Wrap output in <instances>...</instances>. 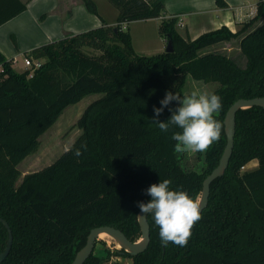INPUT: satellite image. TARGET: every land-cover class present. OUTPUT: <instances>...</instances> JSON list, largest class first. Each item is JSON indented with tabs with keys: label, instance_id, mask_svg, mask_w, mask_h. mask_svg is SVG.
I'll return each mask as SVG.
<instances>
[{
	"label": "trees",
	"instance_id": "trees-1",
	"mask_svg": "<svg viewBox=\"0 0 264 264\" xmlns=\"http://www.w3.org/2000/svg\"><path fill=\"white\" fill-rule=\"evenodd\" d=\"M109 1L118 10L115 24L102 20L100 26L33 48L28 56L42 64L31 76L30 69L15 71L0 52V217L12 233L1 264H70L95 226L111 225L137 239L138 202L150 199L146 189L170 178L171 188L195 200L222 154L226 110L239 98L264 96V0H256L255 15L236 31L222 25L194 39L180 34L177 16L163 18L159 32L173 50L152 55L135 52L127 24L161 16L165 0ZM82 2L98 13L94 0ZM11 3L0 24L26 7L20 0ZM232 39H239L244 66L225 53L205 51ZM188 75L217 82L213 92L222 99L214 113L221 134L204 150L201 171L185 169L173 150L172 133L180 129L171 126L165 133L152 122L153 107L161 106L166 91L185 95ZM94 93L101 95L77 119L81 133L70 147L16 184L18 164L37 150L40 135L66 106ZM178 104L170 101L158 118L168 120ZM76 148H81L79 156ZM252 159L257 166L242 170ZM147 221L150 240L143 252L131 257L106 246L104 254H97L96 242L83 264H108L111 253L131 258V264H264V108L236 112L228 165L211 182L207 206L184 246L162 245L151 214ZM7 237L0 221V251Z\"/></svg>",
	"mask_w": 264,
	"mask_h": 264
},
{
	"label": "crops",
	"instance_id": "crops-1",
	"mask_svg": "<svg viewBox=\"0 0 264 264\" xmlns=\"http://www.w3.org/2000/svg\"><path fill=\"white\" fill-rule=\"evenodd\" d=\"M20 1L26 3L25 9L0 24V52L12 61V67L17 72L27 69L24 58L30 56L33 48L57 40L65 34L100 26L102 20L109 25L116 22L117 10L104 6L101 11L97 0H94L97 14L89 12L82 0ZM223 2L226 3L225 7L217 5L215 0H165V7L169 9L165 17L177 16L181 25L177 28L180 34L194 39L199 34L222 25L236 31L256 13V0ZM11 4V0H0V17L10 10ZM104 13H109L110 17H106ZM186 16L188 22L183 19ZM122 27L125 28L126 24H122ZM18 63L21 64L20 69L16 68ZM245 166L251 169L256 167L257 159H252Z\"/></svg>",
	"mask_w": 264,
	"mask_h": 264
},
{
	"label": "clouds",
	"instance_id": "clouds-1",
	"mask_svg": "<svg viewBox=\"0 0 264 264\" xmlns=\"http://www.w3.org/2000/svg\"><path fill=\"white\" fill-rule=\"evenodd\" d=\"M172 100L179 101L178 106L171 110L168 120H160L159 114L164 106ZM160 107H153L152 122L161 132L167 133L171 126H176L179 131L172 133L176 141V153L200 152L217 141L221 134L222 124L214 116L222 108V99L218 93L202 91L194 88L189 94L166 91L160 100ZM86 148V145H82ZM76 156L81 154V148L74 151ZM170 178L159 179L147 189L150 199L147 202H138L139 213L152 215L159 228L161 244L167 246L169 242L184 246L191 235L193 224L201 218L199 201L194 200L185 190L173 189ZM138 215L141 217V215Z\"/></svg>",
	"mask_w": 264,
	"mask_h": 264
},
{
	"label": "rangeland",
	"instance_id": "rangeland-1",
	"mask_svg": "<svg viewBox=\"0 0 264 264\" xmlns=\"http://www.w3.org/2000/svg\"><path fill=\"white\" fill-rule=\"evenodd\" d=\"M101 5V11L103 7L115 8L109 0H97ZM106 12L107 9H105ZM168 7H164L161 16L148 19H140L129 22L127 29L132 37L133 47L137 54L152 55L165 50L166 41L165 38L159 32V24L165 15L168 14ZM118 13V10H117ZM106 17H110L109 13H104ZM184 21L188 22V17H183ZM264 20V17L260 20ZM259 23V22H258ZM257 23V24H258ZM179 21L177 22V28H179ZM180 30V29H179ZM183 32V29L181 30ZM239 39H232L227 42H221L205 49V51H216L225 53L233 57L237 63L241 66L245 64V56L241 53L238 47ZM90 52H93L89 49ZM21 64H17L16 68L20 69ZM218 87L217 82L204 83L193 79L191 76L186 77V81L183 87V93L189 94L194 88H199L202 91L213 92ZM101 94H90L83 97L80 101L69 104L64 108L62 113L53 125H51L44 133L39 137V147L37 150L27 155L19 164L18 168L21 175L18 177L16 184H18L22 176L31 171L41 169L47 164L54 161L64 150H66L74 142V140L81 133V130L76 126V121L82 114L85 107L100 97ZM180 155L181 165L185 169H191L201 171L204 167V151L200 152H186L178 153ZM252 164V163H250ZM255 165V164H254ZM251 166V165H249ZM251 167L244 166L242 170ZM112 240L109 237L103 236L98 239L95 252L97 254H104L105 247L110 244ZM116 248H119L118 246ZM118 257V256H117ZM111 259L113 260L112 256ZM117 260V258H114ZM121 264H131V260L126 256L118 258ZM110 264V262H108Z\"/></svg>",
	"mask_w": 264,
	"mask_h": 264
},
{
	"label": "water",
	"instance_id": "water-1",
	"mask_svg": "<svg viewBox=\"0 0 264 264\" xmlns=\"http://www.w3.org/2000/svg\"><path fill=\"white\" fill-rule=\"evenodd\" d=\"M173 46L170 40L166 42L165 50L166 52H171ZM252 106H260L264 108V96L252 97V98H239L235 100L226 110L223 118V129L225 134V145L222 154L219 158L217 165L211 170L209 174L205 176L202 180V185L200 192L198 193L195 200L199 201L200 211H202L208 203L210 184L211 182L224 174L225 169L228 165L229 158L232 153L234 146V134H235V117L236 112L240 109L250 108ZM140 211V210H139ZM138 211V213H139ZM137 213V221L140 228V236L135 240H130L126 235L119 229L111 225H101L95 226L89 230L86 235L85 243L80 247L72 259L70 264H83V262L92 253L94 248V243L97 239L106 236L109 237L112 242L107 245L108 248L112 250L121 249V253H127L129 256L133 257L140 252H143L149 243V223L147 221V216L144 217V213ZM0 221L4 224L7 229L8 237L6 244L2 251H0V264L4 258L8 255L11 244H12V233L9 228L8 223L0 217ZM119 248H116V247ZM131 260V258H129ZM132 263V260H131Z\"/></svg>",
	"mask_w": 264,
	"mask_h": 264
},
{
	"label": "built area",
	"instance_id": "built-area-1",
	"mask_svg": "<svg viewBox=\"0 0 264 264\" xmlns=\"http://www.w3.org/2000/svg\"><path fill=\"white\" fill-rule=\"evenodd\" d=\"M41 64H42L41 59H31L30 57L24 58V65L27 67V69H30L28 76H31L33 70L38 68Z\"/></svg>",
	"mask_w": 264,
	"mask_h": 264
},
{
	"label": "flooded vegetation",
	"instance_id": "flooded-vegetation-1",
	"mask_svg": "<svg viewBox=\"0 0 264 264\" xmlns=\"http://www.w3.org/2000/svg\"><path fill=\"white\" fill-rule=\"evenodd\" d=\"M98 241V239L95 241V243ZM95 243H94V246H95ZM111 251H112V249H110ZM118 251L120 252L121 251V249H118ZM111 256H112V258H113V260L111 259ZM118 256V257H117ZM122 255L121 254H117V255H115V254H113V253H111V255H110V259H111V262H116V263H120L119 261H118V258L119 257H121ZM124 256V255H123ZM114 258H117V260H114ZM111 262H110V264H111ZM121 264V263H120Z\"/></svg>",
	"mask_w": 264,
	"mask_h": 264
}]
</instances>
